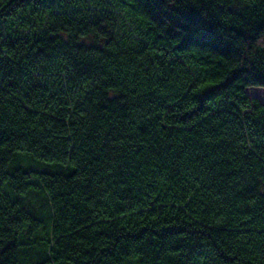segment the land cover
I'll return each mask as SVG.
<instances>
[{
	"label": "trees",
	"instance_id": "obj_1",
	"mask_svg": "<svg viewBox=\"0 0 264 264\" xmlns=\"http://www.w3.org/2000/svg\"><path fill=\"white\" fill-rule=\"evenodd\" d=\"M264 0H0V264H264Z\"/></svg>",
	"mask_w": 264,
	"mask_h": 264
},
{
	"label": "rangeland",
	"instance_id": "obj_2",
	"mask_svg": "<svg viewBox=\"0 0 264 264\" xmlns=\"http://www.w3.org/2000/svg\"><path fill=\"white\" fill-rule=\"evenodd\" d=\"M247 94L250 98L258 99L264 103V89L261 88H250L247 90Z\"/></svg>",
	"mask_w": 264,
	"mask_h": 264
}]
</instances>
